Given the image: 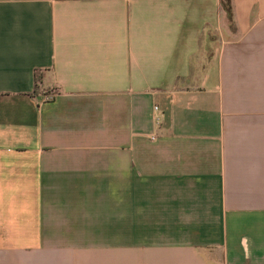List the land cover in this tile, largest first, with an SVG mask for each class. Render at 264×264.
<instances>
[{"label": "crops", "instance_id": "crops-1", "mask_svg": "<svg viewBox=\"0 0 264 264\" xmlns=\"http://www.w3.org/2000/svg\"><path fill=\"white\" fill-rule=\"evenodd\" d=\"M230 5L0 0V264H264V0Z\"/></svg>", "mask_w": 264, "mask_h": 264}, {"label": "built area", "instance_id": "built-area-1", "mask_svg": "<svg viewBox=\"0 0 264 264\" xmlns=\"http://www.w3.org/2000/svg\"><path fill=\"white\" fill-rule=\"evenodd\" d=\"M56 95L57 93L53 90H42L37 92V97L40 103L50 102L55 99ZM154 110L157 111V108L155 107ZM155 121L158 122V118H156Z\"/></svg>", "mask_w": 264, "mask_h": 264}, {"label": "trees", "instance_id": "trees-1", "mask_svg": "<svg viewBox=\"0 0 264 264\" xmlns=\"http://www.w3.org/2000/svg\"><path fill=\"white\" fill-rule=\"evenodd\" d=\"M220 3H221L223 11L225 12L229 25L232 26L233 19H232V10H231V5H230V0H220Z\"/></svg>", "mask_w": 264, "mask_h": 264}]
</instances>
